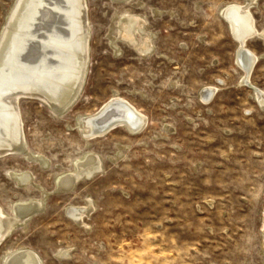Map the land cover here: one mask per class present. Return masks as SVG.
Instances as JSON below:
<instances>
[{
    "label": "rangeland",
    "instance_id": "rangeland-1",
    "mask_svg": "<svg viewBox=\"0 0 264 264\" xmlns=\"http://www.w3.org/2000/svg\"><path fill=\"white\" fill-rule=\"evenodd\" d=\"M15 2L0 0V34ZM243 2L87 0L91 54L79 101L63 116L37 99L20 102L27 150L48 164L0 158L8 215L43 197L11 172L32 173L48 195L43 211L0 245V264L17 249L33 250L44 264H264V110L241 81L237 41L222 15ZM252 11L264 30V0ZM128 15H143L155 34L150 56L120 41ZM248 47L264 53L259 40ZM251 82L264 89V59ZM211 86L218 92L206 105L199 93ZM114 92L148 117L147 129L131 135L116 127L85 140L78 116L96 113ZM87 152L103 157V170L71 194L55 191L56 178ZM88 200L95 210L83 227L66 209Z\"/></svg>",
    "mask_w": 264,
    "mask_h": 264
},
{
    "label": "bare ground",
    "instance_id": "bare-ground-1",
    "mask_svg": "<svg viewBox=\"0 0 264 264\" xmlns=\"http://www.w3.org/2000/svg\"><path fill=\"white\" fill-rule=\"evenodd\" d=\"M114 1L124 3L131 0ZM257 2L244 0L242 4L229 3L222 15L237 41L235 60L244 70L241 81L251 87L252 96L264 110V89L251 82L253 69L264 59V53L256 54L248 47L253 39L264 44V30L256 26L252 11ZM119 35L120 41L127 42L140 56H150L154 50L155 34L148 30L143 15L126 16L121 21ZM111 39L116 51L120 50L116 45L117 39L112 36ZM90 41L87 0H16L0 34V158L20 154L46 167V158L27 150L20 102L37 99L58 116L71 110L79 101L88 77ZM217 92L218 88L211 86L204 87L199 94L207 105ZM77 122L79 133L89 140L101 137L116 127L125 128L131 135H140L147 129L149 119L114 92L113 98L96 113L80 115ZM103 168V157L87 152L71 173L56 178L55 191L71 194L81 181L90 179ZM10 174L19 185L25 188L32 185L39 189L43 197L15 204L14 216L8 215L0 206V245L19 225H26L43 211L48 196L47 191L34 181L32 173L19 171ZM91 200L85 206L70 205L66 209L68 216L83 227L87 226L85 221L95 210ZM68 254L69 251L62 252L59 258H67ZM5 264L44 262L31 249H17L7 254Z\"/></svg>",
    "mask_w": 264,
    "mask_h": 264
}]
</instances>
